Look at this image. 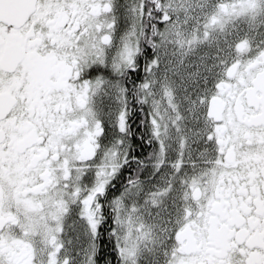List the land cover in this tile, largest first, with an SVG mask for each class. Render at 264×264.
<instances>
[{
    "label": "snow or ice",
    "instance_id": "1",
    "mask_svg": "<svg viewBox=\"0 0 264 264\" xmlns=\"http://www.w3.org/2000/svg\"><path fill=\"white\" fill-rule=\"evenodd\" d=\"M0 264H264V0H0Z\"/></svg>",
    "mask_w": 264,
    "mask_h": 264
}]
</instances>
